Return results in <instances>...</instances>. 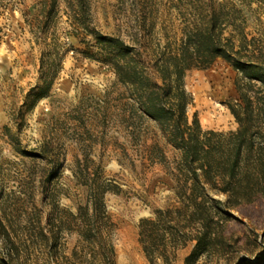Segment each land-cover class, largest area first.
<instances>
[{"label":"rangeland","instance_id":"374dc122","mask_svg":"<svg viewBox=\"0 0 264 264\" xmlns=\"http://www.w3.org/2000/svg\"><path fill=\"white\" fill-rule=\"evenodd\" d=\"M213 1L0 0V264H150L139 221L179 206L180 151L130 118L100 38L134 45L151 66ZM228 1L247 39H264V0ZM233 29L224 36L237 41ZM242 82L223 59L188 70L189 121L234 132ZM225 214V248L196 264H264V195ZM194 243L169 248V264Z\"/></svg>","mask_w":264,"mask_h":264},{"label":"trees","instance_id":"16d2710c","mask_svg":"<svg viewBox=\"0 0 264 264\" xmlns=\"http://www.w3.org/2000/svg\"><path fill=\"white\" fill-rule=\"evenodd\" d=\"M208 7L186 28L181 45L157 54L151 66L134 45L100 38L105 62L130 90V118L140 125L154 122L180 151L179 206L139 221V241L150 264L158 259L169 264L168 249L191 241L195 243L183 264H196L202 254L225 248L226 209L264 195V39H247L244 27L235 24L238 6L232 1H213ZM229 27L237 30V41L232 33L224 36ZM216 59L229 63L244 81L237 87L240 103L229 105L237 123L234 132L203 131L196 118L190 122L186 115L192 97L184 88L185 73L205 70ZM212 194L223 195L224 201Z\"/></svg>","mask_w":264,"mask_h":264}]
</instances>
